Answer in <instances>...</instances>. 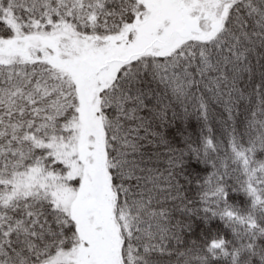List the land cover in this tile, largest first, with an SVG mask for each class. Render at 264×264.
I'll list each match as a JSON object with an SVG mask.
<instances>
[{"label":"snow or ice","instance_id":"6c2138e0","mask_svg":"<svg viewBox=\"0 0 264 264\" xmlns=\"http://www.w3.org/2000/svg\"><path fill=\"white\" fill-rule=\"evenodd\" d=\"M0 264H264V0H0Z\"/></svg>","mask_w":264,"mask_h":264}]
</instances>
